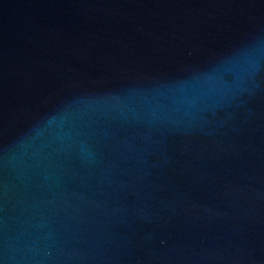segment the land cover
Here are the masks:
<instances>
[{
    "label": "water",
    "instance_id": "obj_1",
    "mask_svg": "<svg viewBox=\"0 0 264 264\" xmlns=\"http://www.w3.org/2000/svg\"><path fill=\"white\" fill-rule=\"evenodd\" d=\"M0 264H264V0H0Z\"/></svg>",
    "mask_w": 264,
    "mask_h": 264
}]
</instances>
